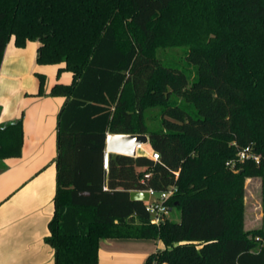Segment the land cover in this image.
Instances as JSON below:
<instances>
[{"label":"trees","instance_id":"1","mask_svg":"<svg viewBox=\"0 0 264 264\" xmlns=\"http://www.w3.org/2000/svg\"><path fill=\"white\" fill-rule=\"evenodd\" d=\"M12 36L40 40L39 62L73 74L50 91L66 97L45 237L55 264H98L105 238L162 240L144 264H264V230L244 231L242 206L246 178L264 173V0H0V68ZM180 45L194 79L156 55ZM152 105H163L155 131ZM109 133L147 134L160 158L111 154L106 178ZM22 144L21 119L0 127V161ZM249 145L260 163L237 161ZM171 187L180 221L156 225L131 199Z\"/></svg>","mask_w":264,"mask_h":264},{"label":"crops","instance_id":"2","mask_svg":"<svg viewBox=\"0 0 264 264\" xmlns=\"http://www.w3.org/2000/svg\"><path fill=\"white\" fill-rule=\"evenodd\" d=\"M41 45L32 40L18 47L12 36L0 68V127L23 123L21 155L0 161V264H55L45 237L55 209L57 127L66 97L50 91L57 83L71 84L73 74L59 73L64 63H40ZM39 74L46 77L42 94ZM147 146L140 155H150ZM114 239H101L100 246H115Z\"/></svg>","mask_w":264,"mask_h":264},{"label":"rangeland","instance_id":"3","mask_svg":"<svg viewBox=\"0 0 264 264\" xmlns=\"http://www.w3.org/2000/svg\"><path fill=\"white\" fill-rule=\"evenodd\" d=\"M190 51L188 45L158 47L156 55L162 62H173L188 69L191 79L197 77V68L186 59ZM180 99V98H179ZM163 105H152L146 109L145 121L149 131L161 128V110ZM146 145L142 146L145 151ZM143 153V152H138ZM243 228L251 233L264 230V173L259 177H247L243 198ZM168 218L180 221L181 212L172 208ZM115 246L101 244L99 247L98 264H144L148 255L165 248L160 239L153 238H118L114 239Z\"/></svg>","mask_w":264,"mask_h":264},{"label":"water","instance_id":"4","mask_svg":"<svg viewBox=\"0 0 264 264\" xmlns=\"http://www.w3.org/2000/svg\"><path fill=\"white\" fill-rule=\"evenodd\" d=\"M149 135L143 133H109L106 139L105 149V176L109 174V159L111 154H121L137 157L138 148L149 144ZM131 199L147 202L150 199L149 190L131 191Z\"/></svg>","mask_w":264,"mask_h":264},{"label":"built area","instance_id":"5","mask_svg":"<svg viewBox=\"0 0 264 264\" xmlns=\"http://www.w3.org/2000/svg\"><path fill=\"white\" fill-rule=\"evenodd\" d=\"M152 159L158 160L160 155L158 152L152 150L150 155ZM262 159L261 154L256 153L252 146H246L239 150L237 154V161L244 162L246 160H254L257 163H260ZM236 160H231L228 162L229 165L235 166ZM150 199L146 202V209L151 215L152 223L160 225L166 217L169 216V213L172 208L167 205V200L170 196L176 191L175 187H171L166 191L157 192L154 189H149Z\"/></svg>","mask_w":264,"mask_h":264},{"label":"bare ground","instance_id":"6","mask_svg":"<svg viewBox=\"0 0 264 264\" xmlns=\"http://www.w3.org/2000/svg\"><path fill=\"white\" fill-rule=\"evenodd\" d=\"M145 145H147V144H144V145H141V146H145ZM141 146H139V148H140ZM139 148H138V151H139Z\"/></svg>","mask_w":264,"mask_h":264}]
</instances>
